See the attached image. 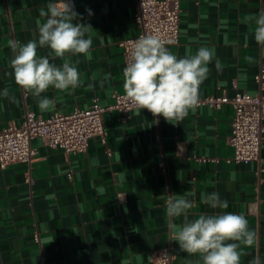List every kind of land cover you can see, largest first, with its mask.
<instances>
[{
    "label": "crops",
    "instance_id": "0c3cea01",
    "mask_svg": "<svg viewBox=\"0 0 264 264\" xmlns=\"http://www.w3.org/2000/svg\"><path fill=\"white\" fill-rule=\"evenodd\" d=\"M48 2L0 0V130L19 125L27 110L47 117L85 109L93 99L106 107L112 94L124 93L119 43L138 33L135 0H71L80 22L92 26L91 58L70 57L81 87L69 92L49 88L42 94L56 101L54 110L41 112L38 99L15 84L7 42L36 39L39 12ZM179 5V39L167 47L178 57L201 46L215 52L199 99L256 94L253 78L264 68V47L255 42L254 25L245 18L258 15L264 0H179ZM39 53L47 54L44 49ZM5 88L14 101L3 96ZM232 115L229 104L219 109L201 105L177 125L145 110L126 116L107 111L102 116L106 144L91 138L82 153H65L32 139L36 153L30 166L15 163L0 169V264H152V255L167 245L170 264H196V256L180 251L171 240L165 215L167 194L186 191L195 193L190 197L193 216L244 214L257 241L243 248L247 254L241 264L256 256L264 264V137L259 162H229ZM202 192H218L228 208L202 204Z\"/></svg>",
    "mask_w": 264,
    "mask_h": 264
},
{
    "label": "clouds",
    "instance_id": "9594fccd",
    "mask_svg": "<svg viewBox=\"0 0 264 264\" xmlns=\"http://www.w3.org/2000/svg\"><path fill=\"white\" fill-rule=\"evenodd\" d=\"M86 11L92 15L90 9ZM39 15L42 19L37 20L36 39L26 43L15 39L7 42L12 53L9 75L17 86L38 99L40 111L46 112L54 110L56 105L55 100L42 95L49 88L69 92L81 87L80 72L70 57L91 58L93 40L88 33L92 26L80 22L82 17L74 10L71 0H49ZM245 22L254 25L255 42L264 47V9L258 15H248ZM130 44L122 71L124 99L136 115L146 109L153 116H162L178 125L199 106L200 86L210 73L214 50L201 46L178 57L156 34L141 35ZM41 49L47 54L41 55ZM56 59L62 63L57 65ZM215 66L221 71L219 60ZM3 96L15 100L7 88ZM194 195L191 191L167 194L165 215L171 240L178 243L180 251L196 256V264H241L242 255L247 254L243 248L256 244V231L250 228L244 214L220 211L193 216L194 203L190 197ZM200 202L212 209L224 210L229 206L218 192H202ZM186 264L193 262L186 260ZM250 264H261V259L256 256Z\"/></svg>",
    "mask_w": 264,
    "mask_h": 264
},
{
    "label": "built area",
    "instance_id": "2783aa9c",
    "mask_svg": "<svg viewBox=\"0 0 264 264\" xmlns=\"http://www.w3.org/2000/svg\"><path fill=\"white\" fill-rule=\"evenodd\" d=\"M180 12L179 0H135L133 22L138 33L119 43L124 67L128 60L130 42L141 35L156 34L166 46L176 44L179 39ZM253 80L257 88L256 94L235 93L231 98L210 95L199 99V106L207 105L219 109L222 105L229 104L232 107L228 144L233 150V156L229 162L246 164L260 161L264 137L262 66ZM112 100L110 105L103 107L97 99H93L85 109L74 108L69 113L53 112L47 117L25 111L19 125L9 124L0 130V169L15 163L30 166L36 153L31 145V140L35 138L42 140L46 146L61 149L65 153L85 152L89 140L94 137L98 138L100 144L105 145L103 114L107 111H116L121 116H126L134 110L124 99V93L112 94ZM145 111L148 112L146 109ZM34 240L38 241L37 234H34ZM151 263L170 264V246H164L155 252L151 257Z\"/></svg>",
    "mask_w": 264,
    "mask_h": 264
}]
</instances>
